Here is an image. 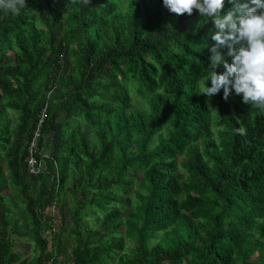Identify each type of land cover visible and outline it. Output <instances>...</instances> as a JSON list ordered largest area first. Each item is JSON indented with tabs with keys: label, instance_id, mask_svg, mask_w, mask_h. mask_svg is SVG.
Returning a JSON list of instances; mask_svg holds the SVG:
<instances>
[{
	"label": "trees",
	"instance_id": "trees-1",
	"mask_svg": "<svg viewBox=\"0 0 264 264\" xmlns=\"http://www.w3.org/2000/svg\"><path fill=\"white\" fill-rule=\"evenodd\" d=\"M25 3L0 9V264H264V110L201 94L211 20L163 0Z\"/></svg>",
	"mask_w": 264,
	"mask_h": 264
},
{
	"label": "clouds",
	"instance_id": "clouds-1",
	"mask_svg": "<svg viewBox=\"0 0 264 264\" xmlns=\"http://www.w3.org/2000/svg\"><path fill=\"white\" fill-rule=\"evenodd\" d=\"M85 5L90 0H83ZM163 0V5L176 16H191L198 10L214 25L211 39L210 74L201 94L212 97L223 89L227 100L233 93L243 102L264 110V0ZM26 7L25 0H0V9L13 15ZM227 49L223 53L221 49ZM231 57V63L225 58ZM225 69L218 73L219 66ZM210 80L211 86H208ZM243 135L244 129H238Z\"/></svg>",
	"mask_w": 264,
	"mask_h": 264
},
{
	"label": "built area",
	"instance_id": "built-area-1",
	"mask_svg": "<svg viewBox=\"0 0 264 264\" xmlns=\"http://www.w3.org/2000/svg\"><path fill=\"white\" fill-rule=\"evenodd\" d=\"M46 117V105L41 110L38 116V122L32 134V137L28 143V152L25 158V169L29 174H37L40 172H44L46 167L43 159L39 157L40 155V140H41V127L43 121ZM45 212H49L54 218L53 221H56L57 208L55 206V202L49 205ZM55 225V224H54Z\"/></svg>",
	"mask_w": 264,
	"mask_h": 264
},
{
	"label": "crops",
	"instance_id": "crops-1",
	"mask_svg": "<svg viewBox=\"0 0 264 264\" xmlns=\"http://www.w3.org/2000/svg\"><path fill=\"white\" fill-rule=\"evenodd\" d=\"M8 117L10 119V124H11V127L13 129L15 127L16 123H17V113L14 112V111L8 110ZM11 201H13V200H11L9 197H7V202H9V204L11 203ZM16 206H17L16 207V210H20V212H21L22 207L20 205L18 206L17 204H16ZM21 214H22V212H21ZM27 244H29L30 246H32V244L30 242H28V241L17 240V242L15 243V248L22 255H26V254L30 253L31 250H32V247H31V250L30 249L27 250V248H26V245ZM24 247L26 248L25 250L22 249Z\"/></svg>",
	"mask_w": 264,
	"mask_h": 264
},
{
	"label": "rangeland",
	"instance_id": "rangeland-1",
	"mask_svg": "<svg viewBox=\"0 0 264 264\" xmlns=\"http://www.w3.org/2000/svg\"><path fill=\"white\" fill-rule=\"evenodd\" d=\"M140 100V97L139 96H135L134 97V101H139ZM126 203H127V209H130V199H126ZM8 204H9V202H8ZM20 204V203H19ZM9 206L11 207V209H13V210H16V204L14 203V201H11V203L9 204ZM87 223H91V220H89ZM54 228H56V229H58V228H60V225H59V222H58V219H57V217H56V221L54 222ZM46 232V231H45ZM46 234V236H49V233L48 232H46L45 233ZM22 238V237H21ZM25 241H27V240H25ZM17 242V241H16ZM31 247L32 246H30L29 244H27L26 245V248H27V250L28 249H30L31 250ZM131 247V243H129V244H127V246H126V251H128V248H130ZM25 247L24 248H22V249H26ZM31 253H32V251H31ZM61 259V263L62 264H72L71 263V261H69V260H66V258L65 257H62V258H60Z\"/></svg>",
	"mask_w": 264,
	"mask_h": 264
}]
</instances>
